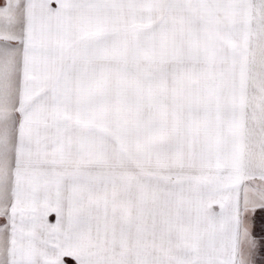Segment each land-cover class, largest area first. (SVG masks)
I'll return each mask as SVG.
<instances>
[{"label":"snow or ice","instance_id":"6c2138e0","mask_svg":"<svg viewBox=\"0 0 264 264\" xmlns=\"http://www.w3.org/2000/svg\"><path fill=\"white\" fill-rule=\"evenodd\" d=\"M0 264H264V0H0Z\"/></svg>","mask_w":264,"mask_h":264}]
</instances>
